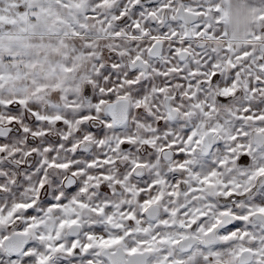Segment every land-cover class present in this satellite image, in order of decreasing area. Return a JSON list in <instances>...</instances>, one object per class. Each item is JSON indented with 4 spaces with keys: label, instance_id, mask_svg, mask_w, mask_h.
Here are the masks:
<instances>
[{
    "label": "snow or ice",
    "instance_id": "6c2138e0",
    "mask_svg": "<svg viewBox=\"0 0 264 264\" xmlns=\"http://www.w3.org/2000/svg\"><path fill=\"white\" fill-rule=\"evenodd\" d=\"M0 264H264V0H0Z\"/></svg>",
    "mask_w": 264,
    "mask_h": 264
}]
</instances>
